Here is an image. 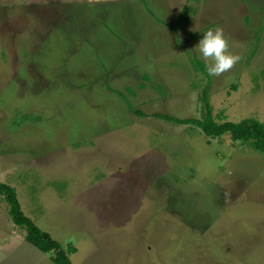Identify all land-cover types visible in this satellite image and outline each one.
<instances>
[{
	"label": "rangeland",
	"instance_id": "obj_1",
	"mask_svg": "<svg viewBox=\"0 0 264 264\" xmlns=\"http://www.w3.org/2000/svg\"><path fill=\"white\" fill-rule=\"evenodd\" d=\"M96 7L0 0V181L72 264H264V153L155 115L200 117L207 88L216 120L264 122V0ZM217 27L241 59L213 77L195 49Z\"/></svg>",
	"mask_w": 264,
	"mask_h": 264
},
{
	"label": "trees",
	"instance_id": "obj_2",
	"mask_svg": "<svg viewBox=\"0 0 264 264\" xmlns=\"http://www.w3.org/2000/svg\"><path fill=\"white\" fill-rule=\"evenodd\" d=\"M203 70L206 71L205 66ZM203 111L200 117H177L172 114L157 112L156 116L162 117L176 123H190L198 126L205 135L217 136L228 132L231 138L243 142H250L251 147L258 152L264 153V122L257 118H243L240 121L223 119L216 120L212 114L209 102L208 89L204 88L200 96ZM0 196L8 203V211L11 219L25 229L24 238L43 251H53L51 259L55 264H72L69 252L74 247L69 245L65 250L61 247L58 240L53 238L50 233L40 228L28 215L21 209L16 195L15 186L0 181Z\"/></svg>",
	"mask_w": 264,
	"mask_h": 264
},
{
	"label": "crops",
	"instance_id": "obj_3",
	"mask_svg": "<svg viewBox=\"0 0 264 264\" xmlns=\"http://www.w3.org/2000/svg\"><path fill=\"white\" fill-rule=\"evenodd\" d=\"M86 1L90 2L91 6L97 5L96 9L100 14V19L105 21L107 20L105 17V15L108 13L107 7L112 6V4L122 3V4L127 5V3L130 2L133 7L141 8V7H144L146 0H86ZM179 1L181 3L184 2V4H187L188 2V0H179ZM96 9L94 10L92 9L90 11L91 17L97 15ZM103 9H105L106 12L103 13ZM144 9H146L147 13L153 15L151 6L144 7ZM163 17H168V16H163ZM177 22H178L177 17L174 20V17L170 19V18H162L158 16V24L169 27L170 31H168V33L171 35L172 42L176 38V35H174L173 33L177 32L175 30V25L177 24ZM96 32H97V29L94 30L95 36H96ZM185 36L186 35H182L183 38ZM131 39H132V42H134V45H137L139 48L148 47L147 43L145 42L146 40L144 41V39H146L145 37L137 36L136 38L134 35H131ZM127 41H130V40H127ZM7 227H8L7 222H5L4 217H1L0 215V232H2V230L6 231L5 228ZM12 233L10 234L6 233L4 235L0 234V264H52L53 260L51 259V256L48 254V251H43L39 249L38 247H36L34 244L27 241L24 238V233L23 235H16Z\"/></svg>",
	"mask_w": 264,
	"mask_h": 264
},
{
	"label": "clouds",
	"instance_id": "obj_4",
	"mask_svg": "<svg viewBox=\"0 0 264 264\" xmlns=\"http://www.w3.org/2000/svg\"><path fill=\"white\" fill-rule=\"evenodd\" d=\"M229 48V38L225 36L222 27L205 32L196 45L195 51L205 61L208 75L221 76L229 72L240 61V55L230 52Z\"/></svg>",
	"mask_w": 264,
	"mask_h": 264
}]
</instances>
